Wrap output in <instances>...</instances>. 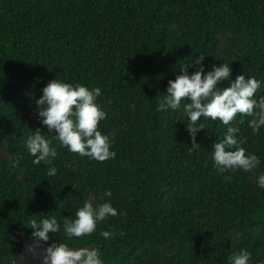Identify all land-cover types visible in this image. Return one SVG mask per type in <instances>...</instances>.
I'll use <instances>...</instances> for the list:
<instances>
[{"label": "trees", "instance_id": "obj_1", "mask_svg": "<svg viewBox=\"0 0 264 264\" xmlns=\"http://www.w3.org/2000/svg\"><path fill=\"white\" fill-rule=\"evenodd\" d=\"M219 32L231 36L240 55L203 64L205 71L229 64L233 80L240 74L260 80L256 96H264V0H0V134L17 136L26 175L19 185L0 159V261L20 253L25 240L34 241L33 220L52 217L60 231L39 245L94 246L104 264H192L189 255L198 264H227L241 249L251 253L250 236L234 235L264 228V189L257 185L264 134H251L252 117L233 122L239 140L247 134L241 146L261 161L251 181L242 170L219 173L214 167L212 144L226 132L218 120L201 119L199 147L190 150L183 111H155L182 67L211 56ZM55 78L99 87L98 105L112 98L140 107L138 122L126 108L128 130L113 106L101 108L107 118L98 128L110 136L114 159L81 157L52 139L56 175H47L44 162L33 164L24 141L37 128L49 134L35 100ZM106 190L123 215L108 217L89 236L67 238L64 221L76 218L88 195L105 197ZM174 249L181 250L175 260L166 256ZM255 264H264V251Z\"/></svg>", "mask_w": 264, "mask_h": 264}, {"label": "clouds", "instance_id": "obj_2", "mask_svg": "<svg viewBox=\"0 0 264 264\" xmlns=\"http://www.w3.org/2000/svg\"><path fill=\"white\" fill-rule=\"evenodd\" d=\"M204 55H199L190 65L180 69V74L174 80H169L166 94L158 102L155 111L172 112L182 110L187 117V131L193 142V148L199 147L195 137L198 131L204 129L201 119L219 121L226 126L223 137L212 144V160L219 173L242 170L249 172L260 166V158L248 153L238 139L240 129L233 123H243L245 117H252L248 126L253 133H259L264 128V96L257 98L256 94L262 86L260 80L254 77L246 78L243 74L232 79V69L229 64L212 65L209 71L203 66ZM196 64L199 67L189 74L186 70ZM227 82L228 87H221ZM101 95L99 87L89 89L82 84H70L58 79L50 80L42 89V95L35 100L36 115L40 125L49 134H42L40 128L31 131L24 141L33 164L44 162L49 165L48 176H55L57 169L52 161L57 157V149L52 146V139L61 147L81 157H89L98 162L114 159L111 138L102 134L98 125L107 118V114L97 104ZM237 116L239 120L237 121ZM55 135H50L51 133ZM51 136V139L48 138ZM21 157L10 156L11 167L17 168ZM258 187L264 189V173L257 178ZM110 190L104 192L105 197H111ZM123 215L118 213L110 201L93 205L85 202L77 209L74 220L64 221L63 231L69 239L89 236L94 233L100 222L110 216ZM32 238L39 244H46L49 233L56 234L60 225L56 217L44 218L39 222H31ZM101 236L109 239L110 231H102ZM32 249H29L31 251ZM20 260L24 259L21 255ZM251 253L245 249L233 253L227 258V264H250ZM42 264H104L101 250L94 246L70 247L66 243L50 244L44 249Z\"/></svg>", "mask_w": 264, "mask_h": 264}, {"label": "rangeland", "instance_id": "obj_3", "mask_svg": "<svg viewBox=\"0 0 264 264\" xmlns=\"http://www.w3.org/2000/svg\"><path fill=\"white\" fill-rule=\"evenodd\" d=\"M239 55L240 51L233 47L231 36L229 34L219 32L217 34L215 44L211 48V56L207 59H204L203 64L218 63L229 58H237ZM105 105L113 106L116 117L120 120L121 125L126 130L130 129L131 127V124L126 119V108L133 112V122H138L142 118V111L134 101H125L122 99L111 98L105 100L104 103L99 104L100 108ZM251 134L256 136L264 134V128H261L259 133H253V131H251ZM242 139L243 142L247 140L246 133L243 134ZM16 140H18L17 136L8 131L0 134V159L6 162L10 177L19 185H25L26 175L23 169L19 165L15 169L11 167L10 156H18L15 144ZM247 176L249 177V180L254 181L257 173L253 169L247 172ZM87 200L88 202L93 203V205H98L107 202L109 199L106 197L97 198L93 194H90L88 195ZM249 236V246L251 249L250 264H255L256 258L262 255L264 251V228L256 229L248 233L236 232L234 238L239 240ZM180 252V249H174L166 252V256L175 260L179 256ZM143 254H145V251L140 252L138 256H142ZM189 258L192 264H198L191 255H189Z\"/></svg>", "mask_w": 264, "mask_h": 264}, {"label": "flooded vegetation", "instance_id": "obj_4", "mask_svg": "<svg viewBox=\"0 0 264 264\" xmlns=\"http://www.w3.org/2000/svg\"><path fill=\"white\" fill-rule=\"evenodd\" d=\"M41 246L43 247V249H37L36 252H27L22 250L20 253L0 261V264H42L44 249L48 246ZM21 255L24 256L23 260L19 259Z\"/></svg>", "mask_w": 264, "mask_h": 264}, {"label": "water", "instance_id": "obj_5", "mask_svg": "<svg viewBox=\"0 0 264 264\" xmlns=\"http://www.w3.org/2000/svg\"><path fill=\"white\" fill-rule=\"evenodd\" d=\"M28 247H29V249H32V250L29 251ZM37 249H43V247L41 245H37L34 241H30V240L24 241L23 247H22L23 251L36 252Z\"/></svg>", "mask_w": 264, "mask_h": 264}]
</instances>
